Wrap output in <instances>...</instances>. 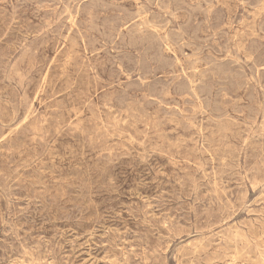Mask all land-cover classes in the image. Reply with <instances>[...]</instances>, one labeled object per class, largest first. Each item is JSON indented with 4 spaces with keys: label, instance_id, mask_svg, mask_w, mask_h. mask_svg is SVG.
I'll return each mask as SVG.
<instances>
[{
    "label": "rangeland",
    "instance_id": "1",
    "mask_svg": "<svg viewBox=\"0 0 264 264\" xmlns=\"http://www.w3.org/2000/svg\"><path fill=\"white\" fill-rule=\"evenodd\" d=\"M0 264H264V0H0Z\"/></svg>",
    "mask_w": 264,
    "mask_h": 264
}]
</instances>
